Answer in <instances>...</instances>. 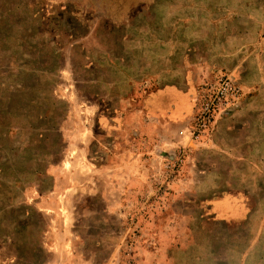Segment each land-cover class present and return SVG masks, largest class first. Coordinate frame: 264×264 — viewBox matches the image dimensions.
<instances>
[{"label":"rangeland","instance_id":"obj_1","mask_svg":"<svg viewBox=\"0 0 264 264\" xmlns=\"http://www.w3.org/2000/svg\"><path fill=\"white\" fill-rule=\"evenodd\" d=\"M0 264H264V0H0Z\"/></svg>","mask_w":264,"mask_h":264},{"label":"built area","instance_id":"obj_2","mask_svg":"<svg viewBox=\"0 0 264 264\" xmlns=\"http://www.w3.org/2000/svg\"><path fill=\"white\" fill-rule=\"evenodd\" d=\"M228 85V84H227ZM206 114H209V111L206 112V104L202 105L198 110L197 117L194 119L193 123L190 124L185 130H187L191 137L195 135L196 131L201 127H206ZM184 130L179 131V135H182Z\"/></svg>","mask_w":264,"mask_h":264},{"label":"crops","instance_id":"obj_3","mask_svg":"<svg viewBox=\"0 0 264 264\" xmlns=\"http://www.w3.org/2000/svg\"><path fill=\"white\" fill-rule=\"evenodd\" d=\"M165 105V106H164ZM163 107L166 108V104H164ZM188 110H182V111H179L178 113L175 112L176 115L172 114L171 115V119L174 120V121H178L180 120L181 118H183V116L187 113ZM171 113V112H170Z\"/></svg>","mask_w":264,"mask_h":264}]
</instances>
